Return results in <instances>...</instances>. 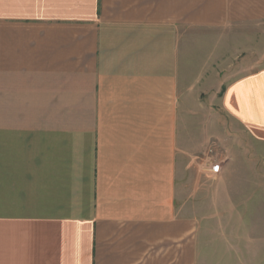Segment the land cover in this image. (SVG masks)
I'll list each match as a JSON object with an SVG mask.
<instances>
[{
    "label": "crops",
    "instance_id": "obj_1",
    "mask_svg": "<svg viewBox=\"0 0 264 264\" xmlns=\"http://www.w3.org/2000/svg\"><path fill=\"white\" fill-rule=\"evenodd\" d=\"M261 20L264 0H0V264H264L239 190L264 186V67L192 55L193 30ZM213 150L215 177L193 162Z\"/></svg>",
    "mask_w": 264,
    "mask_h": 264
},
{
    "label": "rangeland",
    "instance_id": "obj_2",
    "mask_svg": "<svg viewBox=\"0 0 264 264\" xmlns=\"http://www.w3.org/2000/svg\"><path fill=\"white\" fill-rule=\"evenodd\" d=\"M192 36V55L195 57L196 67H204L207 65L211 67L212 65L220 71L221 69L229 67L232 62L236 61L237 57L240 60V70L233 74V77L264 67V20L218 31L193 30ZM199 71L196 70V73H199ZM201 98V101L205 102L207 96L203 94ZM216 109L219 108L211 105L204 106L203 104L198 106L193 103L192 114L203 115L210 120L213 118L211 116L219 114ZM81 111H86L85 113H87V108L83 107ZM216 158L215 151L213 150L197 158L194 157L193 162L200 172V169L207 164L208 160ZM256 178V182L263 179V173L259 174ZM248 179H244V175L239 178V190L241 193H245L240 199L242 200L250 195L256 201L255 209L257 211H264V186H243V183L247 184ZM252 189L255 191L254 194L251 192ZM230 221L228 220V222ZM259 222H263L262 226L264 228V220H250L252 231L249 236L251 237L253 235L257 240L261 235L264 236V233H261L258 228ZM251 224L248 222V225Z\"/></svg>",
    "mask_w": 264,
    "mask_h": 264
},
{
    "label": "built area",
    "instance_id": "obj_3",
    "mask_svg": "<svg viewBox=\"0 0 264 264\" xmlns=\"http://www.w3.org/2000/svg\"><path fill=\"white\" fill-rule=\"evenodd\" d=\"M203 171L211 177H215L222 172V162L219 159H210L207 164L202 168Z\"/></svg>",
    "mask_w": 264,
    "mask_h": 264
}]
</instances>
